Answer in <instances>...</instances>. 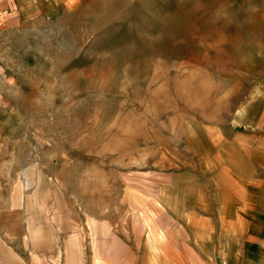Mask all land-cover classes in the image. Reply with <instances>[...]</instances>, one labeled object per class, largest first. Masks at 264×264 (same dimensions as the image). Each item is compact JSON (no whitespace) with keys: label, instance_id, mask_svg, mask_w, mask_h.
Masks as SVG:
<instances>
[{"label":"rangeland","instance_id":"rangeland-1","mask_svg":"<svg viewBox=\"0 0 264 264\" xmlns=\"http://www.w3.org/2000/svg\"><path fill=\"white\" fill-rule=\"evenodd\" d=\"M263 123L264 0H0V264L160 263Z\"/></svg>","mask_w":264,"mask_h":264},{"label":"crops","instance_id":"crops-1","mask_svg":"<svg viewBox=\"0 0 264 264\" xmlns=\"http://www.w3.org/2000/svg\"><path fill=\"white\" fill-rule=\"evenodd\" d=\"M241 142L242 154L248 156V141ZM252 152L250 169L234 173L226 165L230 184L212 191L216 198L223 195L213 203V209L224 210L223 218L193 219L196 223L186 229L187 234L176 242L168 238L160 250L154 244L148 246L147 256L160 258L156 264H168L169 258L177 264H264V136Z\"/></svg>","mask_w":264,"mask_h":264}]
</instances>
